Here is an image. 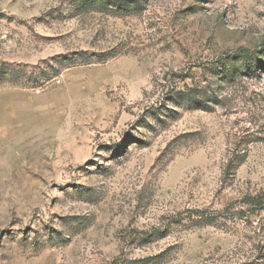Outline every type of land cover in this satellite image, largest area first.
I'll return each mask as SVG.
<instances>
[{
    "label": "rangeland",
    "instance_id": "rangeland-1",
    "mask_svg": "<svg viewBox=\"0 0 264 264\" xmlns=\"http://www.w3.org/2000/svg\"><path fill=\"white\" fill-rule=\"evenodd\" d=\"M256 194L264 0H0V264L253 260Z\"/></svg>",
    "mask_w": 264,
    "mask_h": 264
},
{
    "label": "trees",
    "instance_id": "trees-1",
    "mask_svg": "<svg viewBox=\"0 0 264 264\" xmlns=\"http://www.w3.org/2000/svg\"><path fill=\"white\" fill-rule=\"evenodd\" d=\"M132 5L129 6V4H125L123 2H117V10L120 9H129V7H131ZM134 7V6H133ZM232 158H230L229 162L231 161ZM246 204H250V205H254L256 206V208H261L262 205L264 204V197H262L261 195H255V196H250L249 200H246L245 202ZM236 264H264V256H257L255 257V259L253 260H244L243 262L240 263H236Z\"/></svg>",
    "mask_w": 264,
    "mask_h": 264
}]
</instances>
